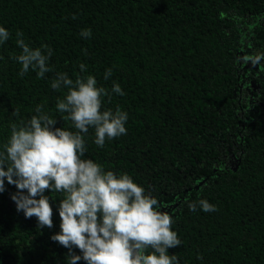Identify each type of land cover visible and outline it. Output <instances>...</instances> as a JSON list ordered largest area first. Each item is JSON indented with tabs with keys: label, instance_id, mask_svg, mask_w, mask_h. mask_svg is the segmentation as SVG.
Here are the masks:
<instances>
[{
	"label": "trees",
	"instance_id": "trees-1",
	"mask_svg": "<svg viewBox=\"0 0 264 264\" xmlns=\"http://www.w3.org/2000/svg\"><path fill=\"white\" fill-rule=\"evenodd\" d=\"M0 264H264V0H0Z\"/></svg>",
	"mask_w": 264,
	"mask_h": 264
}]
</instances>
